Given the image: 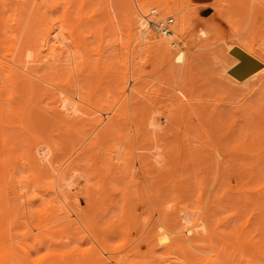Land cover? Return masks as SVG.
<instances>
[{"label":"bare ground","instance_id":"6f19581e","mask_svg":"<svg viewBox=\"0 0 264 264\" xmlns=\"http://www.w3.org/2000/svg\"><path fill=\"white\" fill-rule=\"evenodd\" d=\"M124 1L0 0V264H264V0H152L140 14ZM164 8L185 11L174 24L154 18ZM205 8L215 18L191 33ZM121 18L132 46L118 68ZM227 39L209 51L221 90L203 94L200 49ZM152 56L157 87L140 71ZM19 99L41 131L14 123Z\"/></svg>","mask_w":264,"mask_h":264},{"label":"rangeland","instance_id":"374dc122","mask_svg":"<svg viewBox=\"0 0 264 264\" xmlns=\"http://www.w3.org/2000/svg\"><path fill=\"white\" fill-rule=\"evenodd\" d=\"M126 1H127V0L124 1L125 4H126L127 6L131 5V7H132V8H135V10H137L139 14L141 13V9L144 8V9L147 10V9L153 4L152 0H128V2H126ZM175 1H178V0H169V4H170V5H173V3H174ZM114 3H115V2H114ZM115 4H116V3H115ZM142 5H144V6L141 7ZM115 7H117V6H115ZM114 9L117 10V8H114ZM118 9H119V7H118ZM120 9H121V8H120ZM166 9H167V8H164V9H162V10H157V13H155L156 16L153 15L154 18H155L156 20H158V19H164L165 17H167V16L170 15V16L173 17V20H174L173 23L175 24L176 19H177L176 17L185 11V10H181V11H178L176 14H173V13H170V12L165 11ZM7 10H8V12H7ZM9 10H10V12H9ZM121 10H122V9H121ZM12 11L14 12V10L11 9V8L8 6L7 9H6V11H5V14L8 15V16H10L11 13H12V14L15 13V12L13 13ZM112 11H114V10H112ZM117 11H119V10H117ZM122 11H123V10H122ZM6 12H7L8 14H7ZM25 12L27 13V15H25V14H26ZM31 12H32V7H30L29 10L27 9V11H26V10H25V11H22L23 14L25 13L24 16H23L24 19H25V21H22L23 17H22V18H20V17H21L23 14H22V13L20 14V17H19V18H20V19H19L20 21H17V23H18V22H21V23L23 22V23H22V25H23L22 28H25V27H26V23H28V18L30 19V16H29V15L31 14ZM212 12H213V10H212L211 8H205L204 10H200L199 14L196 15V16H194V17H193V20L191 21V26H190V27H191L192 30L190 29V32L192 33L195 29L200 28V27H201L200 24H202L203 22H205V21H206V22H210V21H212V19L215 18L214 14H212V16L210 15ZM9 13H10V14H9ZM112 13H113V12H112ZM117 13H118V12H117ZM121 13H122V12L120 11L119 14H121ZM158 13H159V14H158ZM167 13H168V14H167ZM114 14H115V13H114ZM6 15H5V16H6ZM98 15H99V14H98ZM112 15H113V14H112ZM122 15H123V14H122ZM158 15H159L160 17H159ZM201 15H203L205 18H201ZM8 16H6V18H7ZM105 16H106V15H105ZM105 16H104V17H105ZM115 17H117V14L114 16V18H115ZM118 17H119V16H118ZM120 17H122V16H120ZM157 17H158V18H157ZM211 17H212V18H211ZM97 18H98V16L95 17V19H97ZM105 18H108V17H105ZM123 18H124V16H123ZM101 20H102V19H101ZM103 20H104V19H103ZM109 20H110V19H109ZM115 20L117 21V19H114V21H115ZM122 20H123L122 18H121L120 20H118V21H117L118 24H116V23H117L116 21L114 22L117 26H113V27H116L115 29H118V34L116 33L118 36L115 35V33L112 31V29H114V28H112V29H111L112 32H110L111 35H112V33H114V37H113V35H112V36H109V37L107 36V35H109L108 32H109V30H110V29H109L110 27H109L106 23H102V24H104V25H102V24L100 23V25H102L101 28H100V26L96 28V29L98 30V32H99V33H98L99 36L101 35V34H100V29L102 30V32L107 30L108 32L106 31L107 33H103V34H105V35L107 34L106 36H107L109 39H110V37H111L112 40H117V41H114V42H113V41L110 39V40H111L110 43L112 42V45H111V46H112V47H111L112 49H111V48H110V49H111L112 51H111L110 49H108V51L110 50V51L112 52V53H110V52H109V53L112 55V58H113V59H112L113 66H115V64L118 62L117 65H116L117 67H118V64L120 63V61H122V60H120V59L125 58L126 55H127L128 59L130 58V57H129V56H130V53H129V52L131 51L130 48H131V46H132V45L130 46V44H129V47H130V48H127V45L125 46L126 49H127L128 51H129V49H130L129 52L126 51V49H125V47H124L125 40L128 39V38H127V36L125 35V33L127 34V32L125 31V30H126V29H125V28H126V27H125V22L123 21V22H124V23H123ZM119 21H120V22H119ZM13 22L15 23V21H13ZM104 22H107V23H108V19H107V20L105 19ZM121 22H122V23H121ZM14 23H13V25H14ZM120 23H121V24H120ZM173 23H172V25H173ZM97 24L99 25V23H97ZM105 24L107 25V28H108V29H107V28H106V29H105V28L103 29V26H106ZM108 24H109V23H108ZM15 25H17V24H15ZM24 25H25V27H24ZM113 25H114V24H113ZM96 26H97V25H96ZM111 26H112V25H111ZM119 26H120V27H119ZM93 28H94V27H93ZM99 28H100V29H99ZM6 29H8L9 31L12 30V29H9V26H8ZM119 29H121V30H119ZM8 30H7V31H8ZM93 30H94V29H93ZM9 31H8V32H9ZM116 31H117V30H116ZM119 31H120V32H119ZM10 32H11V31H10ZM10 32H9V33H10ZM96 32H97V31L93 32L92 34H94V33L97 34ZM102 32H101V33H102ZM95 34H94V35H95ZM98 34H97V35H98ZM105 35H104L103 37H100V38H104V39L106 40V36H105ZM120 35H121V36H120ZM95 36H96V35H95ZM101 36H102V35H101ZM119 36H120V37H119ZM125 36H126V37H125ZM96 37H97V36H96ZM92 38H93V36H92ZM97 38H98V37H97ZM108 38H107V39H108ZM119 38H120V39H119ZM94 39H96V38H94ZM104 39H103V40H104ZM109 39H108V40H109ZM140 39H141V36H140ZM91 40H92V39H90V41H91ZM103 40H101V41H103ZM108 40H107V41H108ZM228 40H229V39H227L226 41H223V42H221V43H218V44H216V45H214V46L208 47V48L200 49V51H201L202 53L199 52V55H200V57L198 58V59H199V60H198V63H199V64L197 65V66L200 67V68H199V69L197 68V70H196V72H195V73H197V74H196V76L193 77V78L195 79L196 77H198L197 80H198V83L200 84V87H201V90H202V91H203V87L205 88L206 85H207V89L209 90V87H210V85H211V87H210L211 90H210V91H214V92H218V93L220 92L221 89H219L218 84H217V85L215 84V85H216V86H215L214 84H212V81H211V79H214V78H215V79L218 80V78H216V77H214V76H213L214 78L212 77V75H213L214 73H212L211 71L214 72V69H213L214 66L212 65V64H213L212 61H210V60H212V59H211V54H210V53L212 52V50L220 49L224 44H226V43L228 42ZM95 41H100V39H98V40H94V43H95ZM101 41H100V43H101ZM126 41H128V40H126ZM91 42H92V41H91ZM105 42H106V41L102 42L103 45H104ZM118 42H119V43H118ZM92 43H93V42H92ZM97 43H98V45H95V46H101V45H99V42H97ZM107 43H108V42H107ZM107 43H105V48H106ZM95 44H96V43H95ZM116 44H117V45H116ZM126 44H127V43H126ZM131 44H132V43H131ZM133 44H134V43H133ZM103 45H102V46H103ZM108 45H109V44H108ZM118 45H119V46H118ZM90 46H91V45H90ZM95 46L93 47V48H95V51H93V52H96V51L99 52L100 50L103 51V50H102V47H101V49L99 50V49H97ZM109 46H110V45H109ZM115 46H116V47H115ZM99 48H100V47H99ZM107 48H108V46H107ZM107 48H106V49H107ZM114 48H115L116 50H115ZM119 48H120V50H119ZM132 48H133V47H132ZM91 49H92V48H91ZM96 49H97V50H96ZM103 49H104V47H103ZM106 49H104V50H106ZM98 50H99V51H98ZM0 51H1V50H0ZM101 51H100V52H101ZM108 51H107V52H108ZM120 51H121V53H120ZM209 51H211V52H209ZM3 52H5V51L3 50ZM104 52H106V51H104ZM104 52H102V53H104ZM115 52H116V54H115ZM126 52H127V53H126ZM207 52H208L210 55H207V54H208ZM0 53H2V51H1ZM109 53H108V54H109ZM119 53H120V54H119ZM206 53H207V54H206ZM4 54L6 55V53H4ZM105 54H107V53H105ZM110 54H109V55H110ZM201 54H203V55H201ZM111 55H110V56H111ZM116 55H117V56H116ZM206 55H207V56H206ZM113 56H114V57H113ZM209 56H210V57H209ZM152 58H153V56H152ZM207 58H208V59H207ZM0 59H2V61H5V58L3 59V56H0ZM209 59H210V60H209ZM115 60H116V61H115ZM123 60H124V59H123ZM140 60H141V58H140ZM153 60H154V61H153L151 64H145L144 66H143V64H142V66H140V67H142V68H140V71H143V72L147 73L145 77H146V79H147L148 81H151V83L149 82V85H150L151 87H157V84H158L159 82L156 83V81H158V80H156V79L154 80V78H155L154 76H159V74H160L161 72H160L159 74L157 73V71H156L157 68H155V66H154V63H155V65H156L155 57L153 58ZM122 62H123V61H122ZM208 62H209V63H208ZM114 63H115V64H114ZM179 63L181 64V62H178V64H179ZM183 63H184V62H182V64H183ZM200 64H201V65H200ZM111 65H112V64H111ZM121 65H122V64L120 63V66H119V67H123V66H124V65H123V66H121ZM151 65H152V66H151ZM113 66H110V67H113ZM116 66H115V67H116ZM201 66H203V67H201ZM115 67H113L112 69L114 70V69H118V68H119V67H118V68H115ZM153 67H154V68H153ZM207 67H208L209 69H208ZM206 68H207V70H206ZM112 69H111V71L114 72ZM121 69H122V68H121ZM118 70H119V69H118ZM118 70H117V71H118ZM158 70H159V68H158ZM203 70H204V71H203ZM115 71H116V70H115ZM159 71H160V70H159ZM143 72H142V75L139 77V79L141 78V80H142V82H143V78H144V80H145V82H146L147 80L145 79V77H143ZM210 72H211V75H210ZM207 73H208V74H207ZM155 74H156V75H155ZM199 74H200V75H199ZM147 75H149V76H147ZM151 75H154V76L151 77ZM187 75H188V74H187ZM202 75H204V77H203ZM209 75H210V76H209ZM216 76H217V75H216ZM153 77H154V78H153ZM211 77H212V78H211ZM185 78H186V79H187V78L191 79V82H192V79H193V78H191V77H189V76H188V77L185 76ZM185 78H183V79H185ZM203 78H204V79H203ZM208 78H209L210 80H209ZM183 79H182V80H183ZM186 79L183 80L184 83H185ZM200 79H201V80H200ZM202 79H203V80H202ZM195 80H196V79H195ZM195 80H193V81H195ZM208 80L210 81V83H209ZM254 80H255V79L250 80L249 83H250L251 81H254ZM148 81H147V82H148ZM213 81H214V80H213ZM215 81H216V80H215ZM189 82H190V81H189ZM201 82H202V83H201ZM206 82H207V83H206ZM217 82H218V81H217ZM217 82H215V83H217ZM184 83H182V86L184 85V86L182 87L183 89L185 88V85L188 83V81H187L185 84H184ZM192 83L194 84V82H192ZM208 83H209V84H208ZM213 83H214V82H213ZM139 84H141V83H139ZM142 84H143V83H142ZM142 84H141V85H142ZM188 84H190V83H188ZM188 84H187L186 87H188ZM193 84H192V86H195V85H193ZM195 84H197V81H196ZM199 84H198V86H199ZM158 85H159V84H158ZM202 85H204V86L202 87ZM208 85H209V86H208ZM217 86H218V87H217ZM220 86H221V85H220ZM140 87L143 88V85L140 86ZM180 87H181V86H180ZM213 87H214V88H213ZM244 87H245V86H241V87L239 86L240 89L237 87L239 90L234 91V93H233V92H228V93H230V94L227 93V98L225 97V98H226L225 101H226V102H229V101H230L233 105L236 104L237 101H238L237 103L241 102V101H242L241 98L243 97V94L245 93V91H243ZM193 88H194V87H193ZM195 88H196L199 92H202V91L199 90V89H200L199 87H198L199 89H198L197 87H195ZM220 88H221V87H220ZM237 88H236V89H237ZM185 90L188 91V90H190V88H189V87H188V89L185 88ZM192 90H193V89H192ZM194 90H195V89H194ZM204 90L206 91V88H205ZM142 92H143V90H142ZM189 92H190V91H188V93H189ZM194 92H195V91H194ZM214 92H213V93H214ZM4 93H5V94H3L4 96L9 95V93H8L7 91H5ZM202 93L205 94L204 91H203ZM202 93H200V94L203 95ZM206 93H207V94H206L207 96H208V93L210 94V92H206ZM192 94H193V93H192ZM196 94H198V92H197ZM211 94H212V93H211ZM201 95H200V96H201ZM206 95H205V96H206ZM212 95H213V94H212ZM212 95H211V96H212ZM215 95H218V94H215ZM215 95H213V96H215ZM198 96H199V94L197 95V97H198ZM211 96H210V97H211ZM224 96H225V94H224ZM237 96H238V97H237ZM201 97L204 98V96H201ZM210 97H209V98H210ZM26 98H27V99L29 98V97H28V94L26 95ZM203 98H202L201 100H204L203 102H205V100H206V102H207L206 104H210L211 107L213 106V104H215V103H214V97H211L210 100H209V98H207V97H205L204 99H203ZM212 98H213V99H212ZM228 98H230V99H228ZM238 98H239V99H238ZM139 99H140V98H139ZM141 99H143V98H142V95H141ZM197 99H198V98H197ZM207 99H208V100H207ZM227 99H228L229 101H227ZM21 100H22V101H20V99H19V102H16L17 104L15 105V110H14V113H13V120H14V123L17 124V125H22V126H24V130H26V129L28 130V129L31 127V128L33 129V131H35V132H37V131L39 132V130L41 131L43 128L40 127L41 129H40V128L37 129V128H38V126H37L36 129H35L34 125H33V126L31 125L30 119H31V115H32V112H33V109H32L31 104L29 103V101H27V102L25 103V101H23V99H21ZM234 100H235V102H234ZM240 100H241V101H240ZM16 101H17V100H16ZM208 102H209V103H208ZM32 103H34V101H33ZM33 124H34V123H33ZM55 126H56V125H55ZM55 126H53V127L51 126V127H50V130L53 129ZM57 129H58V127L55 128V132L53 133L54 135H55V134H58L57 131H56ZM20 130H21V129H18V131H20ZM47 130H48V129H47ZM47 130H46V131H47ZM21 131H22V130H21ZM43 131H44V130H43ZM61 131H62V130L59 128V129H58L59 134H60ZM51 132H52V131H51ZM51 132L48 131V133H51ZM44 133H46V132H44ZM48 133H46V134H48ZM54 135H52V133H51V136H52V137H53ZM52 137H51V138H52ZM54 138H56V137H54ZM18 141H20V142H19V143H20L19 145H21V144L23 143L24 139L22 140V138H21V140H18ZM231 172H234V171H233V170H229V172L226 171V174L228 173V174H227L228 176H230L229 173L232 174L230 177H227V176H226V177H227V178H226V187H229V188L231 189V191H234V188H235V190H237V188H236L235 186H238V185H237L238 183H235V182H236V178H237V176H235V174H234L235 172H234V173H231ZM233 174H234V175H233ZM200 176H202V175L200 174L199 177H200ZM199 177H198L197 179H196V177H194V176H193V177H190V178H189L190 183H191V182L194 183L196 180H199ZM192 178H193V179H192ZM194 179H196V180H194ZM191 180H193L194 182L191 181ZM237 180H238V179H237ZM190 183H189V185H190ZM191 185H192V184H191ZM191 185H190V186H191ZM193 185H194V184H193ZM193 185H192V186H193ZM193 187H194V192H195V193H194V192H193V193H194L195 195H193L192 193H189L190 195H189V194H188V195H189L190 197H192L191 194H192L194 197H196L197 188H196V186H193ZM190 188H191V187H190ZM191 191H193V189H192ZM173 194H174V195H175V194L180 195L181 192H180V193H176V192H175V193H173ZM178 195H177V196H178ZM148 196H149V194H147V197H148ZM175 196H176V195H175ZM190 197H189V200H190L191 202L193 201V203H195L194 200H196V198L192 197V198L190 199ZM192 199H194V200H192ZM82 204H83V203H81V205H82ZM242 204H243V203H242ZM192 205H194V204H192ZM242 206H243V205H242ZM244 208H245V207H243L242 209H244ZM245 210H246V208H245ZM245 210H244V212H246ZM225 214H226V213H225ZM225 214H224V215H225ZM144 215H145L146 218H147V214L144 213V214H143V221H144L143 223H145V221L148 219V218L145 219V216H144ZM143 227H144V226H143ZM143 249H144V247H143ZM237 255H238V254H237ZM237 255H236V257L234 258V260L237 259V260H235V263H236V262L238 263V260H239V264H246V261L242 262V259H241L242 257L238 258L239 255H238V256H237ZM233 264H234V262H233Z\"/></svg>","mask_w":264,"mask_h":264},{"label":"water","instance_id":"95a60500","mask_svg":"<svg viewBox=\"0 0 264 264\" xmlns=\"http://www.w3.org/2000/svg\"><path fill=\"white\" fill-rule=\"evenodd\" d=\"M259 66L258 63L256 62H249L247 64H243L238 68V74L240 76H244L246 74L251 73L252 71H254L257 67Z\"/></svg>","mask_w":264,"mask_h":264}]
</instances>
